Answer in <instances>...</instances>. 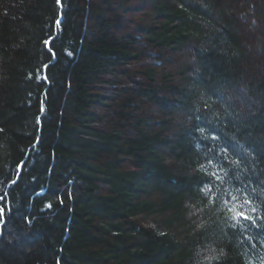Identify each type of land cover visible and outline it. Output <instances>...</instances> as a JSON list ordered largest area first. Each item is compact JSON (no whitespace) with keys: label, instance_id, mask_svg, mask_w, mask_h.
<instances>
[{"label":"trees","instance_id":"1","mask_svg":"<svg viewBox=\"0 0 264 264\" xmlns=\"http://www.w3.org/2000/svg\"><path fill=\"white\" fill-rule=\"evenodd\" d=\"M0 264H264V0H0Z\"/></svg>","mask_w":264,"mask_h":264},{"label":"rangeland","instance_id":"2","mask_svg":"<svg viewBox=\"0 0 264 264\" xmlns=\"http://www.w3.org/2000/svg\"><path fill=\"white\" fill-rule=\"evenodd\" d=\"M151 5L152 4L149 1H146L145 3L138 1L135 4L134 11L129 16V21H130L129 24H131V27L140 26L143 23L150 21L149 17L153 15V10ZM167 57L168 58L166 59L165 64L163 66L165 72L164 75L167 76V78L170 77L171 79H173L175 81L174 83L176 84V86H181L182 85L181 76L186 77L185 70L188 67V62L190 61V55L187 52V50H184L181 52L179 51L176 54L171 52L167 53ZM231 172H233L232 169H229L228 173ZM233 183L236 186L238 185L240 186V183H237L236 181H233ZM233 192L236 193L237 191H233ZM192 212L188 213L187 216L188 220L196 218L194 212L193 213Z\"/></svg>","mask_w":264,"mask_h":264},{"label":"snow or ice","instance_id":"3","mask_svg":"<svg viewBox=\"0 0 264 264\" xmlns=\"http://www.w3.org/2000/svg\"><path fill=\"white\" fill-rule=\"evenodd\" d=\"M60 3V0H57V4H59ZM48 41H45V45L47 46L48 45ZM45 67H47V66H45ZM41 111H43V109H41ZM239 216H241L243 219H248V217L247 216H244L242 213H239L238 214Z\"/></svg>","mask_w":264,"mask_h":264},{"label":"water","instance_id":"4","mask_svg":"<svg viewBox=\"0 0 264 264\" xmlns=\"http://www.w3.org/2000/svg\"><path fill=\"white\" fill-rule=\"evenodd\" d=\"M13 183H15V180L11 184H13Z\"/></svg>","mask_w":264,"mask_h":264}]
</instances>
